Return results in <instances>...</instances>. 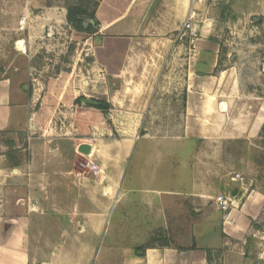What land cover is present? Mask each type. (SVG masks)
<instances>
[{"label":"rangeland","instance_id":"rangeland-1","mask_svg":"<svg viewBox=\"0 0 264 264\" xmlns=\"http://www.w3.org/2000/svg\"><path fill=\"white\" fill-rule=\"evenodd\" d=\"M96 1L99 5L90 0H0V65L20 78L30 103L28 123L19 132L18 143L14 140L12 146L28 147L32 139L52 147L64 144L72 150L76 143L73 139H78L77 143L90 145V152L86 155L80 150L76 152L77 167L83 171L87 170L88 159L102 166L101 162L106 160L103 176H114L115 166L129 156L127 183L135 191L141 188L140 194L151 186L141 183V175H154L161 163H167L161 165V176L173 180L174 175L182 174L179 165L174 167L175 156L180 163L194 158L195 178L210 195L212 205L215 203L212 197L219 194H226L233 201L253 192L264 194V0H209L197 5L200 12L197 39L183 35L180 31L183 23L171 33L175 42L172 46L180 49V54L208 36L221 45L214 71L224 83L219 103L186 101L185 84L199 87L200 80L188 78L189 64L178 55L158 81L152 103L134 119L120 113L108 100L120 79L108 75L103 67L101 70L94 51L102 36L111 31L106 22L113 19H120L113 29L135 28L146 31L140 35L142 38L155 37L159 32L155 16L159 0ZM81 4L99 15V28H95L96 20L89 16L84 18V30L68 22L69 6ZM130 7L132 11L127 15ZM101 100L111 103L112 108L104 111L96 107ZM218 107L224 113L220 119ZM130 129H137L136 136L129 134ZM216 131H221V135ZM17 151L12 149V156ZM90 175L93 179L97 177ZM155 186L169 188L174 184ZM132 194L139 196V192ZM84 203L85 207L87 201ZM134 213L145 221V229L152 228L150 216ZM121 216L119 207L113 220ZM50 220L53 221L37 225L33 233L31 250L37 258L47 250L44 236L49 230H54L49 234H56L62 227L74 228L72 224L66 227L65 217ZM128 234L113 225L107 239L119 244L126 242ZM186 234L159 230L154 232L151 244L168 242L184 249L191 243ZM133 236L134 233L129 238ZM246 241L250 255L258 264H264L263 215L252 223ZM220 254L209 253L218 261Z\"/></svg>","mask_w":264,"mask_h":264},{"label":"crops","instance_id":"crops-1","mask_svg":"<svg viewBox=\"0 0 264 264\" xmlns=\"http://www.w3.org/2000/svg\"><path fill=\"white\" fill-rule=\"evenodd\" d=\"M190 7L191 0H159L155 15L159 32L155 37L142 38L140 35L146 31L135 28L113 29L119 18L106 22L111 31L102 36L94 56L101 70L103 67L108 75L120 79L118 88L111 89L108 95L120 113L139 118L146 105L152 103L158 81L178 55L189 64L188 78L200 80L199 87L185 84L186 101L220 102L224 83L220 75H214L221 47L216 39H198L197 45L185 54L172 46L175 42L171 33L185 21ZM131 11L132 7L127 15ZM196 97L199 100H194ZM29 104L20 78L0 65V264H258L246 248V236L252 223L264 216V194L253 192L236 197L233 207L222 211L210 203V195L195 178L194 158L180 163L175 156L174 167L179 165L182 174L174 175L173 180L160 174L166 162L158 165L154 175H141V183L151 186L140 194L141 188L135 191L127 183L129 156L115 166L114 176H103L106 160L101 162L103 166L98 164L102 170L99 175H94L86 164L85 171L77 167L76 152H90V145L77 143L78 139H73L76 143L72 150L62 142L52 147L32 139L28 147L12 146V141L18 143L19 132L28 123ZM217 113L218 119L224 116L219 107ZM129 134L136 136L137 129H130ZM217 134L221 135V131ZM12 149L18 150L16 155L12 156ZM184 151L189 155L188 149ZM90 174L97 177L93 179ZM133 192H139V196ZM119 207L122 216L115 221L114 211ZM134 212L150 216L152 228L145 229V221ZM53 217H65L66 227L72 224L74 228L62 227L56 234H49L54 232L49 230L44 236L47 250L37 258L31 250L33 233L37 225L47 224ZM113 225L129 233V237L132 233L134 236L119 244L109 241L107 235ZM159 230L187 233L191 243L182 245L184 250L174 244L151 245L145 255L137 254L136 248L147 245ZM216 251L221 253L219 261L209 255Z\"/></svg>","mask_w":264,"mask_h":264},{"label":"built area","instance_id":"built-area-1","mask_svg":"<svg viewBox=\"0 0 264 264\" xmlns=\"http://www.w3.org/2000/svg\"><path fill=\"white\" fill-rule=\"evenodd\" d=\"M208 0H191L192 6L190 8L189 14L180 31L183 35L190 37L191 40L197 39L199 36L198 31V18L200 15L199 9L197 7L198 4L206 3ZM86 166L94 175H99L102 173L101 168L96 164L93 160H88ZM215 203L217 204L218 208L222 211H227L233 204V200L226 194H219L215 197Z\"/></svg>","mask_w":264,"mask_h":264},{"label":"trees","instance_id":"trees-1","mask_svg":"<svg viewBox=\"0 0 264 264\" xmlns=\"http://www.w3.org/2000/svg\"><path fill=\"white\" fill-rule=\"evenodd\" d=\"M90 1L93 2V4L95 5H99V2L96 0H90ZM86 16L92 17L96 20L95 28L100 27L99 15L95 13V11H90L88 7L84 6L83 4L69 6L68 14H67L68 22L74 25V27H76L77 29L84 30V20H85L84 18ZM90 27L94 28L93 25H90ZM96 107L104 111H108L112 108V105L106 100H101L97 102ZM151 242L152 239L147 245L136 248V253L145 255L147 248L152 245ZM161 245L165 246V245H169V243L166 242ZM193 247L195 248V245ZM180 250H184V249L180 248Z\"/></svg>","mask_w":264,"mask_h":264}]
</instances>
